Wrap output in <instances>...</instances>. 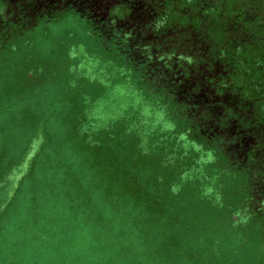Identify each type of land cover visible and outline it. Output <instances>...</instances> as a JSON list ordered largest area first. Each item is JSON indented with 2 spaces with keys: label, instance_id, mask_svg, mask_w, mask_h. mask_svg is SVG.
Segmentation results:
<instances>
[{
  "label": "rangeland",
  "instance_id": "rangeland-1",
  "mask_svg": "<svg viewBox=\"0 0 264 264\" xmlns=\"http://www.w3.org/2000/svg\"><path fill=\"white\" fill-rule=\"evenodd\" d=\"M259 16L237 20L224 0H0V199L18 194L8 217L20 209L56 228L68 214L53 245L92 212L123 264H264V93L237 60ZM141 117H175L213 162L238 235L225 212L186 196L180 209L153 200L148 219L126 206L125 179L153 188L127 140Z\"/></svg>",
  "mask_w": 264,
  "mask_h": 264
},
{
  "label": "trees",
  "instance_id": "trees-1",
  "mask_svg": "<svg viewBox=\"0 0 264 264\" xmlns=\"http://www.w3.org/2000/svg\"><path fill=\"white\" fill-rule=\"evenodd\" d=\"M224 1L230 4L233 17L237 20L243 19L248 11L260 15L249 23V33L253 39L251 47L244 51L240 50L237 60H249L245 73L247 77H252L250 80V83L253 84L252 89L264 93V0ZM181 119L187 120L188 125L191 124L189 117L185 116ZM140 121L138 128L131 123L129 127L131 130L126 132L127 140L131 145H137L136 149L140 152L141 164H143L141 166L144 167L147 176L146 181L153 188L149 191L140 178L125 179L127 188H125L123 197H125L127 205L126 202L124 205L132 209L144 208L143 214L148 219L157 210L153 200L156 199L162 206L160 209H166L170 204L174 206L173 208L180 209L186 196L187 200L193 204L214 205L220 211L225 212L227 222H230L235 235H238L240 230L236 227L235 222L238 221L233 215L235 212L229 211L228 206L223 205L227 193H224L226 197H222L221 201L218 197L221 193L220 181L217 177L220 173L219 170L214 169L212 161L204 164L198 160L202 157L199 154L197 158L196 149L192 146L194 142L192 141L191 144L189 142L191 139L182 135L180 122L175 117H166L164 121L161 120L156 125H153L149 118L141 117ZM168 121L174 124L176 130L169 126H166L165 129L162 127ZM136 149L133 148L134 151ZM197 152H201L200 149L197 148ZM201 153L204 154L205 151ZM133 165L139 166L136 161ZM26 177L23 176L22 179ZM131 181L133 182L131 183ZM17 195V193H10L0 199V264H123L122 260L126 254H122V252L116 254L112 251L113 256H111L105 253L110 251L109 244L102 245L99 242L98 237L102 233L100 231L101 224L96 221H101V219L93 216L92 212H90L89 226L83 225L81 229L84 231L79 233L75 239L66 240L59 237L58 241L55 240L57 243L51 245L55 235L60 236L63 232H69L70 226L65 222L68 219V214L64 218L59 217L63 218L60 220V224L58 218L56 220L55 217L52 218L55 221L53 223H57L56 228L51 224L48 226V224L40 223L37 217L32 216L29 220L20 209L8 217L7 210L11 206V202L16 200ZM181 196L183 200L180 199ZM257 196L259 197L258 194ZM45 198H48V202L50 200V210L53 213L56 211L60 213L61 203L58 204V201L60 202L58 193L47 194ZM95 199L96 195L93 198V206L98 204ZM261 199L263 197L260 195L258 201ZM254 200L257 199L254 198ZM86 202L90 204L89 201ZM67 208L65 206V209H62L68 210ZM254 214L264 220L263 211L261 214ZM242 222L239 221V223ZM240 235L243 234L240 233ZM242 245L243 243H241ZM45 246L47 249L42 252V248ZM262 253L264 255V251Z\"/></svg>",
  "mask_w": 264,
  "mask_h": 264
},
{
  "label": "flooded vegetation",
  "instance_id": "flooded-vegetation-1",
  "mask_svg": "<svg viewBox=\"0 0 264 264\" xmlns=\"http://www.w3.org/2000/svg\"><path fill=\"white\" fill-rule=\"evenodd\" d=\"M228 138H230V137H228ZM227 137H226V141H228L229 142V139H228ZM225 140V139H224ZM223 140V141H224ZM232 140H233V138H232ZM245 159H247V157H245Z\"/></svg>",
  "mask_w": 264,
  "mask_h": 264
}]
</instances>
